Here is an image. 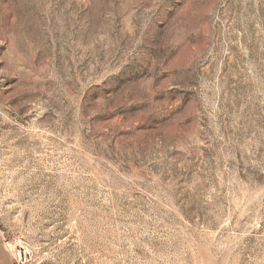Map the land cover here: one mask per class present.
I'll return each mask as SVG.
<instances>
[{"label":"rangeland","instance_id":"1","mask_svg":"<svg viewBox=\"0 0 264 264\" xmlns=\"http://www.w3.org/2000/svg\"><path fill=\"white\" fill-rule=\"evenodd\" d=\"M0 264H264V0H0Z\"/></svg>","mask_w":264,"mask_h":264}]
</instances>
